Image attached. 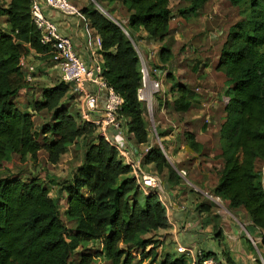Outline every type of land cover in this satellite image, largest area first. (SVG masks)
Listing matches in <instances>:
<instances>
[{
  "label": "trees",
  "instance_id": "obj_1",
  "mask_svg": "<svg viewBox=\"0 0 264 264\" xmlns=\"http://www.w3.org/2000/svg\"><path fill=\"white\" fill-rule=\"evenodd\" d=\"M121 1L130 36L94 3L84 8V14L101 38L103 77L122 96L126 131L137 144H148L146 109L138 98L142 73L136 33L144 31L147 38L164 41L171 32L174 2H190L178 11L185 16L207 0ZM229 1L242 18L230 27L216 67L231 86L223 97L226 115L217 134L221 147L216 151L223 167L214 193L230 206L244 208L253 225L264 231V184L257 169L264 161V0ZM0 15L7 23L6 29L0 27V169L13 154L36 161L40 150L57 164L84 139L83 162L67 179L49 175L47 183L40 176L0 177V264H92L99 258L109 264H154L163 244L157 232L170 225L165 204L155 193L143 194L118 148L95 124L79 121L70 110L69 84L58 81L44 87L42 99L33 102L35 112L18 107L15 99L30 83L21 58L32 51L46 56L52 52L41 42L31 0H9L0 7ZM172 57L171 47L163 45V65L157 69L164 72ZM174 86L180 95L173 108L185 113L194 98L187 87ZM45 110L51 119L37 130L35 114ZM184 136L192 150L201 151L193 132L185 131ZM144 164L154 165L161 176L167 171L169 183H179L180 176L161 147L153 145ZM95 240L101 247H88L80 251L79 259H71L82 244ZM258 245L264 247V234ZM224 255L230 258L227 252ZM161 264L190 262L185 255L166 256Z\"/></svg>",
  "mask_w": 264,
  "mask_h": 264
},
{
  "label": "crops",
  "instance_id": "obj_2",
  "mask_svg": "<svg viewBox=\"0 0 264 264\" xmlns=\"http://www.w3.org/2000/svg\"><path fill=\"white\" fill-rule=\"evenodd\" d=\"M8 1L9 0H0V3L3 4L0 7H4ZM72 1L80 8V15H66L59 10L53 9L44 1L41 3L42 11L47 18L57 23L62 34L71 38L78 55L90 64L99 54L101 38L84 14V8L97 2L96 0ZM108 1L109 0H107V2ZM221 3L222 1L207 0L195 13L185 16L181 15L179 12L173 11L174 16L170 22V29L173 31L172 25L175 20L179 21V24L183 22L186 28H190L187 29V33L192 32L193 26L199 27L202 23L208 24V33L203 34V31L206 29V27L203 26L202 28H199L198 31H193L194 34L201 33L200 35L194 38L193 35H191L190 38L186 36V38L195 41L194 47H191L193 52L199 47L197 51L202 54L205 53V55L210 58L209 62L211 61V64L215 59L216 62L214 63V67H212L213 65H208L203 68V63L200 64L199 67L203 68L201 69V72L195 77L191 74H189L190 76L188 77L192 78L193 81H196L199 76V80L202 82L209 83L210 85L213 84L210 93L214 92L213 96L215 97H218L219 95L222 109H220V107L217 109H211V107H209V110H212V112L208 111L207 113V111L204 110L205 105H197L198 111L197 114H195L191 111L194 109L193 106H191L187 112L183 113L186 114L185 116L187 119L181 122V125L173 123L175 128L164 136L170 141L174 139L170 144V148H173L172 151H177V154L173 155V163L175 164L173 166L174 169H185L188 172L187 179L190 182L192 181L193 183L194 181L200 185L201 189L213 192L219 181L223 161L220 159L218 164L214 163L216 161L211 159L210 156H213L212 152L217 148V143L220 142L217 134L226 115L224 111L225 105L223 97L225 94L224 92H226L231 84H229L230 82L226 75L216 68L219 62L220 52L216 51L214 55L210 54L214 51V44L222 35L223 29L217 27L219 25H216V22L213 23L211 20L213 19V16H209L208 21L206 20L207 14L211 11L217 12L219 18L222 17L226 23L233 17L229 12L230 9L224 11L220 7ZM112 6L114 5L110 4V8H112L111 10L114 13H123V4H121L119 8ZM232 9L235 10L234 7H232ZM205 11L206 13H204ZM126 16L128 18V13H126ZM2 17L3 21H0V27L6 29V16L3 15ZM233 19L234 20L227 23V30L240 20L236 15H234ZM186 32H182L184 36L186 35ZM228 32H226L225 38L221 40L219 45L220 48H222ZM182 33L177 32L175 34V38L178 41L182 40V36L180 35ZM202 34L203 38H201ZM136 35H138L137 42L140 44L139 46L141 50L148 56L150 65L154 66L157 63L162 64L160 60V48L165 45L163 44L164 41L155 38H147L146 32L144 31L137 32ZM51 54L52 55L50 56H46L32 51L25 57L22 67L26 80L30 83L28 87L23 88L19 92V95L15 99L19 108L35 112L33 102L42 99V89L61 81L58 58L54 53ZM214 56L215 59L213 58ZM88 88L99 93L100 101L104 104V101L106 100L105 92L100 90V88L93 82L88 83ZM69 94L73 95V98L69 100V108L77 118L79 117L78 120L80 121L81 98L74 93L71 88ZM41 112L37 111L34 118H39ZM203 114L205 115L203 116ZM44 115H50V118H48V121H50L51 114L45 110ZM93 116L100 118L102 113L97 111L93 113ZM160 122L161 121L159 120L157 121V123ZM164 126H166L165 123H163V127ZM156 130L158 135L159 133L161 134L159 129L156 128ZM185 131H190L195 134L196 141L201 144V151H194L187 145L184 136ZM110 135L112 141L116 140L119 144H123L126 138L132 136L127 133L123 134L115 131H111ZM182 136L184 141H181ZM159 138L162 140L160 136ZM132 141L134 142L135 140L132 139ZM153 145L154 143L150 141L148 144H136V148L144 151L147 147ZM179 146L180 149L177 150ZM41 151L42 150L39 151V155ZM214 166H218L216 171L214 170ZM151 172L157 174L155 171ZM166 173L167 171H165L162 176L160 175L164 181V177L167 175ZM184 182L185 179L182 176H180L179 183L177 184L169 183L166 177L165 184L167 188L166 197L168 204L165 206L167 208L170 225L167 229H161L157 232V237L163 240V244L158 253V258H161L162 261L166 256L173 257L175 253L176 256L174 257L184 255L179 249L181 245L190 248L193 251H198L200 249L205 253L211 252L220 264H264V256H259L258 245L262 239L264 231L253 225L247 211L242 207L234 208L230 206L228 200H224L222 208L218 207L215 204L210 203L200 193L193 191L191 187L186 186ZM209 207H211V209H209ZM224 209H227V211L223 212ZM253 241H256L257 245H255ZM261 249L264 253V247ZM225 252L228 253L230 258L224 255ZM185 256L188 261H190L191 256Z\"/></svg>",
  "mask_w": 264,
  "mask_h": 264
},
{
  "label": "rangeland",
  "instance_id": "obj_3",
  "mask_svg": "<svg viewBox=\"0 0 264 264\" xmlns=\"http://www.w3.org/2000/svg\"><path fill=\"white\" fill-rule=\"evenodd\" d=\"M217 1H222V3L220 4V7L224 11H228L230 9L229 12L231 13V15H233V17H234V15H236L240 19L242 18V16L240 15L239 8L233 6L229 0H217ZM96 2L97 3L94 2L96 7L98 9H100L107 17H109L115 21H118L123 26V28H125V33L128 36H130L129 26H128V18L126 16V13H127L126 8L125 7L122 8L123 13H121V14L114 13L111 10L112 8H110V4L114 5L112 7L119 8V6L122 4V1L121 0H113V1L107 2V0H96ZM188 3H189V1L174 2L173 10L175 12H178L179 9L186 7L188 5ZM1 5H3V4L0 3V6ZM232 7H234L235 10H233ZM204 13H206V11ZM209 16H213L214 20L211 19L213 21V23L216 22L215 24L219 25L217 27H221L223 29L222 35L219 37L218 41H216V43L214 44V47H215L214 51H212V53H210V54L214 55L216 51L217 52L221 51V48L219 46L220 42L222 39L225 38L226 32L229 31L226 28L227 23L231 22V20H234V19L232 17L226 23V21L222 17L219 18V14L217 12L211 11L210 13L207 14V20L206 21H208ZM0 21H3L2 16L0 17ZM175 22L172 25L173 31L170 32V34L167 36V38H165V40L163 42V44H166V45L168 44L169 46H171V51L173 53V57L167 63L166 70H164V72L161 70L162 71L161 72V78L163 79L164 87L166 88V100L165 99H163V100L159 99L160 103H159V105H157L159 107L163 106V111L160 108L155 109V120L161 121L160 123L156 122L155 128L159 129V131H161V134L160 133H159V135L157 134V130L154 129V125L150 119V116L148 115L147 112H145V119L147 121L148 129L150 130V141H152L154 143V145H157L163 149L167 158L169 157L168 159L171 163L170 164L171 167H173L175 165L173 163V161H174L173 155L177 154L176 153L177 151H172L173 148H170V146H171L170 144L172 143V141L174 139H172L170 141V140H168V138L166 139L164 136H166V134H168L169 132H171V130L174 129L173 123L180 124L181 122H183L187 119L185 116L186 114L179 113L173 108L174 99L180 95L179 88H177L174 85L175 84H177L178 86L183 85L190 90V92L194 98L193 104H192L194 109H192L191 111H193L195 114H197V111H198L197 105H205L204 110H206L207 113H208V111L212 112V110H209V107H211V109H213V108L217 109L219 107H220V109H222V104H221V101L219 99V95H218V97H215V96H213L214 92L210 93L212 90L213 84L210 85L209 83L202 82L201 80H199V78H200L199 76H198L196 81H193L192 78L188 77V76H190L189 74H191L193 77L197 76L199 74V72H201V69L204 68V66L213 65L212 67H214V63L216 62V59L214 56L213 58L215 59V61H213L211 64V61L209 62L210 58L208 56H206L205 53L202 54L201 52L197 51L199 49V47L195 50V52H193V49L191 47H194L195 41H192L191 39L186 38V36H188L190 38V36L193 35V38H194V37H197L198 35H200L201 33L194 34V32L198 31L199 28H202L203 26L206 27V29L203 31V34L208 33V31H209L208 30V27H209L208 24L202 23L201 26H199V27L193 26L192 32L187 33L186 32L187 29H190V28H186V26L184 25L183 22H181V24H179V21H177V20H175ZM200 31H202V30H200ZM172 32H173V34H172ZM177 32H181V33L186 32L185 36L183 33L180 34L182 36L181 41H178L175 38V34ZM203 34H202L201 38H203ZM137 38L138 37H136L135 40L133 39L134 43H135V47H136L137 51L142 52V50L139 46L140 44L137 42ZM190 49L192 50V52ZM202 63H203V68H200L199 65ZM162 65L163 64L157 63L152 68L157 69L159 67H162ZM170 75H172L173 78H170ZM43 115H44V111L40 113L39 118H35V124H36L37 130H41L43 124L48 121V118H50L49 117L50 115H48V116L47 115L43 116ZM204 115L205 114H203V116ZM163 123H165L166 126L163 127ZM159 136L162 138V140H160ZM132 139L133 138L128 137L125 139L124 143L130 142V147L132 148V150H137L138 149V148H136L137 143H136V141L133 142ZM83 140L81 142H79L78 144L72 146L70 148V150L61 157V159L59 160V162L57 164H52L49 162L48 153L45 150H42L40 152V155L36 161L32 160L31 158H27L25 160H22L18 154H13L11 156V158L8 161H6L3 165V167L0 169V177L8 176L10 174H20L24 177H26V176H40L47 183L50 181L49 175L50 176L55 175L56 177L67 179V178L72 176L75 169H77L79 167V165H81L83 162V153H84V141ZM181 141H184L183 136L181 138ZM82 143H83V145H82ZM220 147H221V143L218 142L216 149H219ZM179 149H180V146L178 147L177 150H179ZM216 149L213 150V152H212L213 156H210V158L216 161L214 163L218 164L219 160L221 158H219L217 156L218 152L216 151ZM137 151H138V153H142L141 149H138ZM147 167H148L149 171L157 172L154 165H148ZM217 168H218V166H214L215 171L217 170ZM257 169L262 174V179H263V184H264V161H259L257 163ZM213 176H214V174H213ZM166 177H167V175H166ZM166 177H164L165 181H166ZM184 184L186 186H188L186 184V182H184ZM192 184H195V185L200 187V185L198 183H195L194 181ZM140 191L143 194H145L143 189H140ZM60 205L62 208L65 206V203L63 200L60 201ZM225 211H227V209L223 210V212H225ZM67 224L69 227L73 226V223H71V222H67ZM153 234H154V232L147 235V236H152ZM255 245H257V244H255ZM88 247L95 248V247H101V246H100L99 241H96V240L90 241V242H85L84 244H82L79 247V249L77 250L78 252H76L72 255L71 259L72 260L79 259L80 251H82ZM261 248L259 247V256L260 257L264 256V253H263ZM139 252H140V250L135 251V254L137 255V259L139 257L138 256ZM174 256H176V253L174 254ZM92 264H109V261L105 258H103V259L99 258L95 262H93ZM154 264H161V258H158V256H157Z\"/></svg>",
  "mask_w": 264,
  "mask_h": 264
},
{
  "label": "built area",
  "instance_id": "obj_4",
  "mask_svg": "<svg viewBox=\"0 0 264 264\" xmlns=\"http://www.w3.org/2000/svg\"><path fill=\"white\" fill-rule=\"evenodd\" d=\"M42 1L66 15H80L81 10L72 0H31V13L34 23L41 32V42L47 45L50 48L49 52L54 53L58 58L61 81L69 84L74 93L81 98V120L95 124L98 127L99 133L118 148L121 158L131 166V173L145 194L155 193L167 205L165 181L159 174L149 171L147 165L144 164V157L152 146L147 147L142 153H138L137 150H132L130 142L119 144L116 140L112 141L111 139V131L123 134L127 133L125 118L120 113L123 99L120 93L104 79L100 54L90 64L84 61L76 52L71 38L62 34L57 23L44 15ZM123 29L125 30V28ZM137 52L140 57V69L142 73L138 98L144 103L146 112L150 116L156 130L155 109L160 108L163 111V106L159 107L157 105L160 103L159 99L166 100V89L161 78L162 71L152 68L153 66L150 65L148 56L143 51ZM24 61L25 57H22L21 64ZM89 82L95 83L100 90L105 92L106 100L104 104L100 101L99 93L88 88ZM97 111L102 113L100 118L93 116V113ZM173 127L175 128V126ZM177 171L193 191L203 195L210 203L221 208L223 207L224 199L213 191L204 190L192 184L187 179L188 172L185 169ZM253 242L257 244L256 241ZM179 249L184 255L191 256L190 264H220L216 257L213 255L206 256L205 252L200 249L193 251L181 245Z\"/></svg>",
  "mask_w": 264,
  "mask_h": 264
}]
</instances>
